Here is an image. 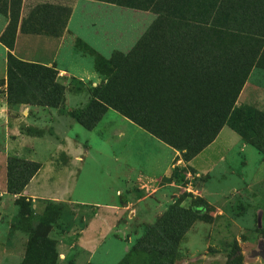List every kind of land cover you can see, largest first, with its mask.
I'll return each instance as SVG.
<instances>
[{
    "label": "rangeland",
    "instance_id": "obj_1",
    "mask_svg": "<svg viewBox=\"0 0 264 264\" xmlns=\"http://www.w3.org/2000/svg\"><path fill=\"white\" fill-rule=\"evenodd\" d=\"M29 6L26 1L25 7ZM76 7L74 30L87 38L96 31L113 47L119 44L122 48V42L137 39L154 18L148 11L98 1L81 0ZM9 21L10 15L0 9V35ZM0 44V92L10 116L17 118L18 132L25 133L24 140L8 156L38 164L31 177L35 176L34 180L30 179L21 192L26 202H32L28 217L15 203L19 195L11 194L13 199L4 200L0 193V264H24L26 255L30 264H119L172 204L179 202V206L188 207L195 198L206 202L208 217L195 219L181 236L175 264H226L233 252L242 256V264H264V201L259 195L248 199L243 192L216 200L217 189L233 184L242 188L247 181L236 174L238 171L224 173L221 167H214L219 152L236 148L240 140L229 125L223 126L206 151L187 160L180 151L152 135L173 150L175 156L172 160L170 155L168 162L173 166L165 175L155 176L150 186L138 182L121 189V143L135 123L110 107L91 128L72 115L89 104L92 89L104 82L101 75L90 79L59 76L56 81L64 91L60 104L54 107L31 98V103H8L9 48ZM80 48L90 54L85 47ZM129 49L126 46L121 51ZM83 56L88 62L81 66H91V56ZM21 106H28L27 112L23 113ZM139 130L131 136H148L147 131ZM136 140L141 156L148 157L157 146L152 140L150 144ZM165 151L160 149L153 155L162 158ZM210 167L212 171L207 173ZM263 188L264 183L257 192ZM207 192L209 197L204 195Z\"/></svg>",
    "mask_w": 264,
    "mask_h": 264
},
{
    "label": "trees",
    "instance_id": "obj_2",
    "mask_svg": "<svg viewBox=\"0 0 264 264\" xmlns=\"http://www.w3.org/2000/svg\"><path fill=\"white\" fill-rule=\"evenodd\" d=\"M156 14L127 51L108 58L88 47L104 80L92 89L76 121L93 127L107 107L180 151L184 159L209 145L226 124L264 153V110L242 105L237 97L253 67H264V0H96ZM22 0H0L10 21L0 35L7 55V101L31 100L57 106L64 86L53 66L19 59L13 49L20 30L58 34L69 10L41 3L20 20ZM57 19V21H56ZM59 24V32L50 26ZM31 98V100H30ZM38 164L7 157L6 191L29 216L32 202L21 194ZM207 204L195 198L188 207L175 202L130 247L119 264H175L177 244L195 219H206ZM24 264H30L25 256ZM226 264H242L233 252Z\"/></svg>",
    "mask_w": 264,
    "mask_h": 264
},
{
    "label": "crops",
    "instance_id": "obj_3",
    "mask_svg": "<svg viewBox=\"0 0 264 264\" xmlns=\"http://www.w3.org/2000/svg\"><path fill=\"white\" fill-rule=\"evenodd\" d=\"M26 1H28L30 5L29 7H25ZM80 1L81 0H22L20 20L26 17L31 8L41 3H49L57 9H59V6L65 7L69 10V15L60 32L58 22L55 23L54 26H50L58 30L59 33L56 35L51 33L23 32L20 30L19 23L12 53L19 59L27 62L53 66L57 70L58 78L59 76L68 79L71 77H77L78 79H83L84 77L88 79L98 78L100 75L95 70L93 55L82 52L80 47H88L103 57L108 58L113 50H126V46L127 49L131 48L140 36L131 43H126V41L122 42L121 44H123L122 46L125 48H121L119 44L118 47H113L111 44V47L109 44L110 40L103 37V35L100 36L96 31L92 32L88 38L85 35L79 34L74 30L77 27L73 26L74 24L72 21L75 9L77 8L76 4L78 2L80 3ZM148 12L152 13L155 18L156 14L154 12ZM0 46L2 45L0 44ZM76 51L78 52L76 53ZM79 52L83 55L91 56L93 64L91 66L90 64L81 66L84 62L88 61H85V56L78 54ZM1 87L2 86H0V89ZM236 105H248L259 110H264V67L258 66L251 69L237 97ZM20 108L23 113L28 110V106H21ZM130 122L134 124L132 121ZM134 125L135 128L130 126L131 129H127L126 131V138L123 141L121 140L119 169L120 178L122 180V185L119 186L121 189H125L129 185L138 182L141 186H150L154 178L160 174L165 175L168 173L170 166H173L172 163H168L169 156L172 155V160L175 156L173 150L149 133L148 136L140 134V137L137 138L142 140L141 144L145 142L150 144L149 141L152 140L155 141V145L157 144V146L150 151L152 154L148 157L141 156L139 147L140 142L136 140L137 138H133L131 134L139 132V129H143L136 124ZM222 128L216 138L202 149L200 153L206 151L208 147L216 141ZM143 131L146 132L145 130ZM123 136L124 133L121 137ZM24 137V132H18L17 118L10 116L5 97L0 92V193L4 194V200L13 199V195L6 191L7 157L9 153L14 150L16 144L24 140ZM133 143L136 145L135 148L133 147ZM248 146L252 147L254 150H251ZM160 149L166 150L164 153L166 156L163 155L164 157L161 158L153 155L158 154ZM216 160L215 168L219 167L220 169L221 167L220 170L223 169L224 173H235L238 171L239 173L237 172L236 174L243 175V178L247 180L242 184V188L233 184L227 189H217L215 191L217 201L226 200L228 195H231L233 198V196L238 195V193L242 194V192L244 195L248 196V199H254V196L256 198L259 195V200L264 201V188L261 192H257L259 190L258 188L264 183V153L259 152L251 145L245 144L240 136V140L236 143V148L232 146L228 151L219 152ZM211 169L212 167L208 169L207 173L211 172ZM34 177L31 181L34 180ZM167 184H172V182H168ZM204 195L209 197L208 192Z\"/></svg>",
    "mask_w": 264,
    "mask_h": 264
}]
</instances>
